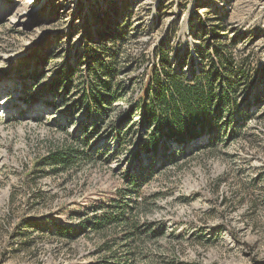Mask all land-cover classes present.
Returning a JSON list of instances; mask_svg holds the SVG:
<instances>
[{
    "label": "rangeland",
    "instance_id": "obj_1",
    "mask_svg": "<svg viewBox=\"0 0 264 264\" xmlns=\"http://www.w3.org/2000/svg\"><path fill=\"white\" fill-rule=\"evenodd\" d=\"M212 26L221 41H237L236 49L245 47L258 67L264 65V0H0V264H94L101 258V240L80 223L113 197L127 164L122 154H102L104 129L93 133L89 125L78 132L85 117L72 104L80 55L123 27L133 58L154 54L160 44L195 58L194 48L204 45ZM54 83L68 85L55 92ZM262 112L264 106L252 110L256 117L245 134L228 146L169 165L144 186L145 220L164 233L147 242V264H264ZM109 144L111 150L114 141ZM65 147L95 155L93 163L58 174L35 170L38 158ZM23 223L32 228L21 232ZM58 224L77 236H53Z\"/></svg>",
    "mask_w": 264,
    "mask_h": 264
},
{
    "label": "trees",
    "instance_id": "obj_2",
    "mask_svg": "<svg viewBox=\"0 0 264 264\" xmlns=\"http://www.w3.org/2000/svg\"><path fill=\"white\" fill-rule=\"evenodd\" d=\"M218 30L212 26L205 33L204 45L194 48L195 58L189 51L182 56L171 54L162 44L150 56L133 58L123 27L92 42L80 55L83 71L78 73V97L72 104L85 117L78 132H85L89 125L93 133L104 129L107 141L102 154L110 159L122 154L127 164L113 197L92 207L80 223L101 240V258L94 264H147V242L157 241L164 233L145 220L144 186L169 165L239 139L247 122L256 117L252 110L258 112L264 106V65L258 67L256 55L245 53V47L236 49L237 41H221ZM135 70H141L139 77L122 79ZM30 77L33 82L39 80L34 72ZM67 85L54 83L50 88L56 92ZM259 119H264V112ZM110 141H114L111 150ZM87 143L80 144L87 148ZM93 156L65 147L38 158L35 170L47 167L53 174L67 172L93 163ZM53 227V236L60 239L77 236L63 224ZM31 228L23 223L18 230Z\"/></svg>",
    "mask_w": 264,
    "mask_h": 264
}]
</instances>
